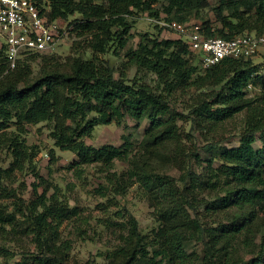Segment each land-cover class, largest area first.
Listing matches in <instances>:
<instances>
[{
	"label": "trees",
	"instance_id": "16d2710c",
	"mask_svg": "<svg viewBox=\"0 0 264 264\" xmlns=\"http://www.w3.org/2000/svg\"><path fill=\"white\" fill-rule=\"evenodd\" d=\"M37 1L48 2L51 20L66 21L79 14L80 19L68 23L67 28L96 29L101 35L92 44L91 58L74 59L69 73H44L24 84L18 78L4 76L0 79V158L7 152L17 164L27 149L20 138L24 126L60 117L62 124L55 123L50 137L56 147L75 154L77 160L72 166L99 163L108 169L114 160L128 158L131 142L124 138L121 146L87 145L84 138L91 136L98 125H120L128 116L137 126L147 119V146L172 141L179 135V113L171 107L172 95L180 90L211 87L212 91L198 99L192 120L198 126H213L243 113L244 125L238 145L217 148L209 143L208 155L203 159L206 165L199 173L187 169L186 179H180L181 188L172 177L140 169L139 180L159 199L161 226L153 243H149L139 234L135 219L129 217L132 242L120 264H264V235L255 243L256 234L252 233L257 213H264V92L250 96L253 91L248 89L259 65L251 59H223L202 71L196 57L180 39H158L146 34L136 47L126 48L131 28L128 17L134 14L133 10L147 13L150 18L193 23L190 17L207 8L210 0H167L163 14L154 9L157 0ZM213 11L219 22L213 32L209 21L194 22L208 35L232 38L243 33L264 34V0H216ZM110 43L114 46L113 54L124 50L125 68L135 66L154 75L155 86L136 81L128 83L122 74L116 78L111 61L100 57L109 52ZM35 55L42 54L27 55L9 70L4 46L0 45V74L17 72L25 59ZM253 84L263 87L264 77H257ZM58 87L66 92L61 105ZM7 116L18 126L19 133L14 137L13 133L8 136L4 133L9 126L3 120ZM192 156L194 163L202 165L196 150L192 151ZM49 157V160L54 158L53 151L49 152ZM214 160L219 162L215 167ZM221 186L223 195L195 198V192L217 191ZM0 190L4 191L1 185ZM200 207L205 212L221 215L222 219L212 227L200 223L196 215L191 218L188 209L196 214ZM25 209L24 228L33 236L37 253L14 264H65L69 246L67 243L55 246L52 238L62 221L75 212L56 198H46L45 193L26 204ZM17 219L15 213L0 208V227H11ZM195 234L205 245V255L200 261L192 260L184 250V242ZM249 237L253 240L249 241ZM7 252L0 247V256L4 257ZM246 254L250 256L245 258Z\"/></svg>",
	"mask_w": 264,
	"mask_h": 264
},
{
	"label": "rangeland",
	"instance_id": "374dc122",
	"mask_svg": "<svg viewBox=\"0 0 264 264\" xmlns=\"http://www.w3.org/2000/svg\"><path fill=\"white\" fill-rule=\"evenodd\" d=\"M166 3L167 0H157L154 9L163 14L162 10ZM215 6L216 0H210L209 6L202 9L197 16H191L190 21L202 24L207 20L209 27L213 29L218 27L219 22L213 11ZM133 13L128 17L131 28L126 48L136 47L145 34L158 39H179L173 31L160 30L149 20L147 13L135 10ZM78 19L80 15L74 14L66 21H60L64 33L53 52L25 59L17 72L3 71L0 79L4 76L18 78L20 83L24 84L36 80L44 73H69L74 59L91 58L92 44L101 34L96 29L83 31L74 27L67 28L68 23ZM102 35L105 37L103 33ZM113 48L111 44L109 52L100 57L111 61L116 69L114 72L116 78L122 74L126 76L128 83L136 81L155 86L154 75L135 66L127 65L125 68L124 50L113 54ZM251 60L254 64L260 61L258 57ZM212 89L205 87L202 90L176 91L171 97V107L179 113L177 116L179 135L172 141H165L154 147L145 144V131L149 126L147 119H143L137 126H135L136 121L128 116L120 125L115 123L98 125L91 136L84 138L87 145L121 146L124 138H128L131 142L128 158L114 160L108 169L99 163L81 165L78 168L72 166L77 160L75 154L56 147L50 137L55 123L62 124L60 117L48 122L25 125V131L20 134L27 147L25 156L17 164L12 162L7 152H3L0 158V185L4 188V191L0 190V208L15 213L18 218L13 226L0 227V247L8 251L4 257L0 256V264H14L23 257L37 253L33 236L24 228L27 221L25 207L26 204L36 201L43 193L46 194V198H56L75 212L62 221L52 238L55 246H61L62 243H67L69 246L65 264H120L132 242L129 238L128 222L131 216L137 223L139 234L149 243H153L155 233L161 226L158 217L161 205L157 195L147 191L139 180L140 169H144L147 173L172 177L176 185L181 188L180 179H186L187 169L199 173L206 165L203 159L208 155L209 143H213L217 148L238 145L239 134L244 125L243 113L213 126L209 124L198 126L192 120V110L196 107L198 99ZM57 93L61 105L66 92L58 87ZM260 93L253 91L249 95ZM3 120L9 125L4 132L6 136L13 133L14 137L19 133L18 126L12 123L10 116L4 117ZM65 125L68 123L66 122ZM195 150L203 161L202 165L193 162L192 151ZM50 151L54 152V158L51 160H49ZM218 163L214 160L213 166H217ZM195 193L197 199H211L216 195H223L224 187L221 186L217 191ZM197 211L195 214L188 209L191 218L196 215L200 223L207 226L214 227L217 221L222 219L221 215L205 212L203 207L198 208ZM257 215L256 225L252 229V233L256 234L255 243H258L261 235H264V213L258 212ZM260 229L262 230L259 233ZM191 235H193L192 231ZM196 235L198 234L184 242V250L190 254L192 260L197 258L200 261L205 255V245L202 240L196 238ZM248 240L253 238L249 237ZM249 256L246 254L245 258Z\"/></svg>",
	"mask_w": 264,
	"mask_h": 264
},
{
	"label": "built area",
	"instance_id": "2783aa9c",
	"mask_svg": "<svg viewBox=\"0 0 264 264\" xmlns=\"http://www.w3.org/2000/svg\"><path fill=\"white\" fill-rule=\"evenodd\" d=\"M48 2L37 0H0V45L4 46L8 69L30 54H48L55 50L64 33L61 20L48 16ZM163 31H173L196 57L200 70L209 69L223 59L259 58L258 69L248 85L251 91L264 92L254 86L257 77H264V34L243 33L232 38L212 36L196 23L149 18ZM213 32V28H210ZM184 39V40H182ZM256 64V63H255Z\"/></svg>",
	"mask_w": 264,
	"mask_h": 264
}]
</instances>
